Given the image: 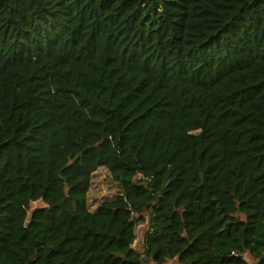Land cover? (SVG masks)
<instances>
[{"label": "trees", "instance_id": "16d2710c", "mask_svg": "<svg viewBox=\"0 0 264 264\" xmlns=\"http://www.w3.org/2000/svg\"><path fill=\"white\" fill-rule=\"evenodd\" d=\"M0 264H264V0H0Z\"/></svg>", "mask_w": 264, "mask_h": 264}, {"label": "rangeland", "instance_id": "374dc122", "mask_svg": "<svg viewBox=\"0 0 264 264\" xmlns=\"http://www.w3.org/2000/svg\"><path fill=\"white\" fill-rule=\"evenodd\" d=\"M119 194V187L112 180L109 171L106 168H100L93 177L88 200L91 211H96L98 207L106 201L113 200ZM44 203L39 201L32 204V210L43 207ZM31 210V211H32ZM146 224L137 228V244L142 243V235L146 229Z\"/></svg>", "mask_w": 264, "mask_h": 264}, {"label": "water", "instance_id": "95a60500", "mask_svg": "<svg viewBox=\"0 0 264 264\" xmlns=\"http://www.w3.org/2000/svg\"><path fill=\"white\" fill-rule=\"evenodd\" d=\"M30 220H31V217L29 216V217L27 218V224L30 222Z\"/></svg>", "mask_w": 264, "mask_h": 264}, {"label": "built area", "instance_id": "2783aa9c", "mask_svg": "<svg viewBox=\"0 0 264 264\" xmlns=\"http://www.w3.org/2000/svg\"><path fill=\"white\" fill-rule=\"evenodd\" d=\"M137 238H138V236H137ZM137 238H136V241H135V243H137Z\"/></svg>", "mask_w": 264, "mask_h": 264}]
</instances>
